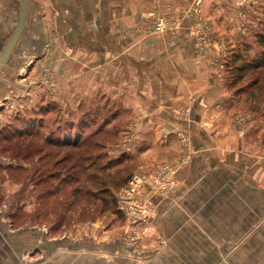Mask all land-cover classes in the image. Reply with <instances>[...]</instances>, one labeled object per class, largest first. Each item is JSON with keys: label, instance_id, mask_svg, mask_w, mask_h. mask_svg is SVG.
Here are the masks:
<instances>
[{"label": "crops", "instance_id": "obj_1", "mask_svg": "<svg viewBox=\"0 0 264 264\" xmlns=\"http://www.w3.org/2000/svg\"><path fill=\"white\" fill-rule=\"evenodd\" d=\"M191 1L27 0L19 51L32 59L25 67L41 68L47 40L54 41L49 57L62 113L98 97L118 102L129 120L138 119V158L189 160L168 178L175 182L168 193L149 195L153 226L163 240L155 252L131 254L114 241H78L37 260L24 253L33 241L47 245L43 232L1 222L0 264H264V143L236 134L230 111L235 98L187 27H179L178 37L151 29L152 15L168 5L185 9ZM237 4L202 3L214 36L231 45L241 37ZM3 77L0 93L13 86L11 75ZM208 230H215L211 245ZM157 242L148 237L144 244ZM45 245L41 252L48 251Z\"/></svg>", "mask_w": 264, "mask_h": 264}, {"label": "rangeland", "instance_id": "obj_2", "mask_svg": "<svg viewBox=\"0 0 264 264\" xmlns=\"http://www.w3.org/2000/svg\"><path fill=\"white\" fill-rule=\"evenodd\" d=\"M256 1L237 0L238 9L234 13L241 37L233 45L230 40L226 42L214 36L212 24L202 12L203 0L196 10L194 0L185 9L176 11L168 5L170 15L163 31L154 29V16L168 11L167 6L161 13L152 15L150 25L152 31H171L174 37H178L179 27H187L199 48L210 55L209 64L222 74L227 92L235 98L230 111L236 134L263 144L264 45L258 43L256 32L258 22L264 19V3ZM19 3L20 0H0V20L6 21L0 22V49L12 33ZM47 41L48 52L44 54L47 62L41 68L25 67L27 60L30 67L32 59L20 53L19 41L7 62L14 68L21 66L22 71L18 67L10 68L8 63L2 70V76H12L13 86H3L0 93V131L10 136L5 140L0 135V223L5 222L15 230L32 227L37 233L43 232L47 245L33 241L24 253L27 258L37 260L56 246L71 248L78 241L83 246L114 241L130 248L131 254L155 252L163 240L153 226L154 200L137 205L134 207L137 211H128L122 202L123 189L132 175L139 173L145 176L142 190L155 186L157 194L168 193L175 183L168 178L189 157H177L172 162L138 158L134 149L138 119L129 120L120 103L114 101L110 111L115 112L106 116L110 112L105 110L106 99L89 103L99 109L98 116L95 124L83 129L79 143H73L78 138L75 134L59 132V124H68L73 112L62 113L55 99L58 86L49 57L55 44ZM44 84L47 86L43 87ZM2 85L1 80L0 90ZM31 115L35 116L34 121L28 123ZM14 128L23 129L24 133H13ZM167 133L163 130L162 136ZM177 135L180 141H187L186 134L182 138ZM59 137L67 139L61 142ZM183 153L189 154L186 150ZM206 233L211 245L215 230ZM148 237L155 238L156 245L144 244ZM72 239H77L76 244ZM42 245L48 248L43 251L45 254L41 252Z\"/></svg>", "mask_w": 264, "mask_h": 264}, {"label": "trees", "instance_id": "obj_3", "mask_svg": "<svg viewBox=\"0 0 264 264\" xmlns=\"http://www.w3.org/2000/svg\"><path fill=\"white\" fill-rule=\"evenodd\" d=\"M259 25V29L256 32V37L258 40V43H260L261 45H264V19L261 20L260 22H258ZM97 99H103L102 97H98ZM95 99V100H97ZM94 101V100H93ZM93 101H88V102H84L81 103L79 105V107L75 110V113L73 112V114L70 116V118L68 119V124L62 126L63 124H59V132H63V133H67V134H75L76 136H78V138L76 140H73V143H79V140L81 138V134L84 133V128H86L87 126L91 125V124H95L96 123V116H98V110L93 107L92 104H89ZM108 102L106 105L105 109L106 111H110V109H112V101H105ZM113 110V109H112ZM110 111L108 115L106 116H111L113 115V113L115 111ZM29 118L28 123H32V121H34L35 116L31 115ZM2 132V131H0ZM13 133H17L18 135L23 134L24 130L23 129H19V128H14ZM1 137L5 140H8L10 138V136L7 133H0ZM67 138L62 139V137H59V141L61 142H65ZM78 140V141H77Z\"/></svg>", "mask_w": 264, "mask_h": 264}, {"label": "built area", "instance_id": "obj_4", "mask_svg": "<svg viewBox=\"0 0 264 264\" xmlns=\"http://www.w3.org/2000/svg\"><path fill=\"white\" fill-rule=\"evenodd\" d=\"M201 0H194L193 5L194 10L197 9ZM168 11L159 14V16H154V29L156 31H163L167 26L168 16L170 15V9L167 6ZM188 15V14H187ZM145 182V176L143 174H133L131 179L128 181L127 185L122 192V202H124L125 207L128 211H137L134 207L139 204H145L151 200L149 196L146 195L148 190L157 193V187H148L147 190H142Z\"/></svg>", "mask_w": 264, "mask_h": 264}, {"label": "water", "instance_id": "obj_5", "mask_svg": "<svg viewBox=\"0 0 264 264\" xmlns=\"http://www.w3.org/2000/svg\"><path fill=\"white\" fill-rule=\"evenodd\" d=\"M27 14V0H20L19 12L17 16L16 23L13 27L11 35L4 42L2 48L0 49V80L4 79L2 76V70L6 67L8 58L10 57L16 43L24 29ZM152 190H148L147 196L151 194Z\"/></svg>", "mask_w": 264, "mask_h": 264}]
</instances>
